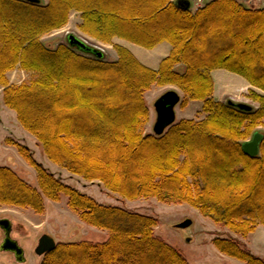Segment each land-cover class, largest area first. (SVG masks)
Masks as SVG:
<instances>
[{
	"label": "trees",
	"instance_id": "trees-1",
	"mask_svg": "<svg viewBox=\"0 0 264 264\" xmlns=\"http://www.w3.org/2000/svg\"><path fill=\"white\" fill-rule=\"evenodd\" d=\"M80 12L79 28L105 43L121 37L151 49H173L159 69L114 44L115 60L51 47L41 36ZM16 66L41 74L11 84ZM224 68L264 90V7L240 0H209L194 12L173 0H0V86L4 104L59 167L97 180L123 199L154 197L196 207L233 233L247 236L264 225V132L259 153L243 142L264 122V93L251 111L214 96L211 72ZM154 84L177 85L186 104L202 100L204 118H181L162 134L144 132L145 94ZM37 170L38 187L0 166V204L44 209V197L60 200L82 222L107 231L105 240L58 242L39 264H191L156 233L160 219L121 205L103 204L67 184L36 160L33 149L9 140ZM221 253L246 264H264L237 236L213 239Z\"/></svg>",
	"mask_w": 264,
	"mask_h": 264
},
{
	"label": "rangeland",
	"instance_id": "rangeland-1",
	"mask_svg": "<svg viewBox=\"0 0 264 264\" xmlns=\"http://www.w3.org/2000/svg\"><path fill=\"white\" fill-rule=\"evenodd\" d=\"M42 2L47 3L48 0H42ZM194 9H192L193 12L195 11ZM80 15V12L76 10L71 11L68 22L59 28H54V30L44 33L41 36V41L51 47H55L60 43L68 42L66 35L74 33L89 43L103 49L105 58L112 60L117 58L114 44H121L128 48L127 43H124L121 37H115L113 42L108 44L99 39L97 40L88 33L85 34L79 28V24L82 22ZM7 76L11 84H24L34 81L41 74L37 71L33 72L16 66L13 70L7 72ZM225 87L227 86L225 85ZM227 88L230 89V87ZM168 90H177L181 99H183L184 93L177 85L154 84L146 92L145 98L151 113H149V118L144 126V132L153 131L156 119V111H154L155 101ZM255 91L259 94L264 93V90L258 91L256 89ZM3 97V87L0 86V166L11 167L25 180L30 181L38 187L37 170L22 157L17 147L9 143V140H18L28 145L30 149H33L35 159L41 161L57 177L62 178L67 184L87 193L99 202L103 204H118L125 208L134 209L137 212L157 216L160 219V223L155 228L156 233L159 236L161 235L168 243L181 250L182 254H184L191 264H246L240 259L221 253L214 246V237L225 233L237 236L256 255L264 257V225H258L256 230L247 234V236L238 235L233 233L228 227H223L210 217L202 215L194 206L186 203H165L154 197L123 199L118 193H113L109 189H106L97 180L84 179L79 175L70 173L61 166L59 167L46 157L42 148L38 145L37 139L21 126L18 117H16V112L4 104ZM233 98L232 96L230 98L225 97L224 100L228 101ZM241 101L254 107L259 105L250 96ZM202 105L203 101L199 99L189 100L186 104H177L175 107V120L177 121L184 117L196 120L204 118L206 114L203 112ZM255 128L260 132H264V122ZM43 202L44 209L41 212H37L32 207L0 204V217L10 219L12 225L11 236L24 248L25 257L24 261L19 262L11 251H3L0 247V264H39L44 256L38 255L35 249L43 234L54 237L56 243L85 239L96 242L107 238V231L80 220L77 213L68 207L66 195H62L58 201L44 197ZM185 219H191L192 224L180 228L178 226L179 223ZM3 240V233L0 231V244Z\"/></svg>",
	"mask_w": 264,
	"mask_h": 264
},
{
	"label": "water",
	"instance_id": "water-1",
	"mask_svg": "<svg viewBox=\"0 0 264 264\" xmlns=\"http://www.w3.org/2000/svg\"><path fill=\"white\" fill-rule=\"evenodd\" d=\"M28 2L40 4L42 0H26ZM175 4L181 9H190L191 2L189 0H174ZM68 43L73 46L76 50H80L86 54H91L97 58L104 57V50L89 43L85 39L75 35L74 33H68L66 35ZM180 95L176 90H168L163 95L158 97L154 104V111H156V119L153 127V132L157 134H162L166 127L175 123L176 119V105L181 101ZM228 104H232L235 107L247 111L252 110V106L246 102H238L233 99L228 100ZM263 134L260 131L253 133L252 137L243 142L242 148L246 153L250 155H257L259 153V144L262 141ZM11 221L8 218H0V226L6 229V237L3 242L0 244V247L3 251L14 253L15 257L19 262L24 261V248L19 245L18 241L10 236L12 226L10 225ZM192 224L191 219H185L179 223V227H187ZM56 241L54 237L50 235L43 234L39 239L37 247L35 249L36 253L40 256L43 254L52 251L56 248Z\"/></svg>",
	"mask_w": 264,
	"mask_h": 264
},
{
	"label": "crops",
	"instance_id": "crops-1",
	"mask_svg": "<svg viewBox=\"0 0 264 264\" xmlns=\"http://www.w3.org/2000/svg\"><path fill=\"white\" fill-rule=\"evenodd\" d=\"M241 1L245 2L244 0ZM123 41L124 43H127L128 49L134 53L136 58H138L148 67L155 69H159L163 58L168 56L173 49V46H171V44L166 40L155 45L151 49L139 46L125 39H123ZM211 76H213L214 79V96L221 101H225L224 98H230V96L234 97L233 99L236 101H241L247 99L248 96L246 95H248L251 89L262 91L261 89L250 84L245 76L241 74L239 75L231 70L224 68L214 69L211 72ZM225 85L230 87V89L225 87ZM184 118L187 119L186 117Z\"/></svg>",
	"mask_w": 264,
	"mask_h": 264
},
{
	"label": "built area",
	"instance_id": "built-area-1",
	"mask_svg": "<svg viewBox=\"0 0 264 264\" xmlns=\"http://www.w3.org/2000/svg\"><path fill=\"white\" fill-rule=\"evenodd\" d=\"M248 3L253 4V5H262L264 6V0H246ZM192 6L194 10H197L201 6L204 5L206 0H191Z\"/></svg>",
	"mask_w": 264,
	"mask_h": 264
},
{
	"label": "flooded vegetation",
	"instance_id": "flooded-vegetation-1",
	"mask_svg": "<svg viewBox=\"0 0 264 264\" xmlns=\"http://www.w3.org/2000/svg\"><path fill=\"white\" fill-rule=\"evenodd\" d=\"M0 218H4V217H0ZM11 225V224H10ZM12 226V225H11ZM0 231L3 233V237L5 238L6 237V229L2 226H0ZM12 232V230H11ZM11 232H10V236H11ZM14 254V253H13Z\"/></svg>",
	"mask_w": 264,
	"mask_h": 264
}]
</instances>
